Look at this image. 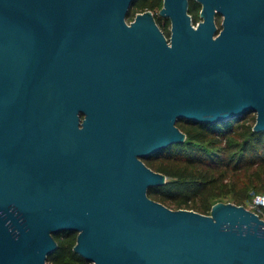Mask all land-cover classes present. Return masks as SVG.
I'll return each mask as SVG.
<instances>
[{"label":"water","instance_id":"water-1","mask_svg":"<svg viewBox=\"0 0 264 264\" xmlns=\"http://www.w3.org/2000/svg\"><path fill=\"white\" fill-rule=\"evenodd\" d=\"M188 1L163 0L167 37L133 0H0V264H47L62 231L92 264H264L255 211L147 193L178 120L264 131V0H195L196 24Z\"/></svg>","mask_w":264,"mask_h":264},{"label":"trees","instance_id":"trees-1","mask_svg":"<svg viewBox=\"0 0 264 264\" xmlns=\"http://www.w3.org/2000/svg\"><path fill=\"white\" fill-rule=\"evenodd\" d=\"M162 2L133 0L128 20L137 12L151 10L169 37L170 22L165 18L161 22L157 13ZM199 9L196 1L189 3L188 13L194 24L200 20ZM246 115L209 124L178 120L176 125L185 133L184 142L142 158L166 176L163 185L148 189V196L173 209L187 208L203 214L223 199L248 208L256 196H263L264 131H254L255 116L249 120ZM254 211L264 219V206L258 205ZM53 237L57 249L47 256V264H92L73 251L76 232L62 231Z\"/></svg>","mask_w":264,"mask_h":264},{"label":"rangeland","instance_id":"rangeland-1","mask_svg":"<svg viewBox=\"0 0 264 264\" xmlns=\"http://www.w3.org/2000/svg\"><path fill=\"white\" fill-rule=\"evenodd\" d=\"M157 13H158V12H157ZM127 19H128V18H127ZM128 21H130V20H128ZM215 21H216V23H217V26L219 27V26H220V23H221V21H222V17H216ZM161 22L164 23V19H163V18H161ZM169 28H170V27H169ZM246 116H247V118H249V120H251V118H253V116H255V114H254V113H249V114H247ZM222 202H230V201H228L227 199H223ZM248 209L254 211V208H252L250 205L248 206Z\"/></svg>","mask_w":264,"mask_h":264},{"label":"built area","instance_id":"built-area-1","mask_svg":"<svg viewBox=\"0 0 264 264\" xmlns=\"http://www.w3.org/2000/svg\"><path fill=\"white\" fill-rule=\"evenodd\" d=\"M261 205L264 206V195L263 196H256L250 206L252 208H256V206Z\"/></svg>","mask_w":264,"mask_h":264},{"label":"flooded vegetation","instance_id":"flooded-vegetation-1","mask_svg":"<svg viewBox=\"0 0 264 264\" xmlns=\"http://www.w3.org/2000/svg\"><path fill=\"white\" fill-rule=\"evenodd\" d=\"M191 1H195V0H189V1H188V6H189V3H190ZM196 2H197V1H196ZM197 3H198V2H197ZM199 5H200V3H199ZM200 9H201V5H200ZM200 9H199V11H200ZM216 17H223V14H222L221 12H219L218 10H216V13H215V19H216ZM215 23H216V21H215ZM216 26H217V23H216ZM217 28H218V29L221 28V23H220V26H219V27L217 26Z\"/></svg>","mask_w":264,"mask_h":264}]
</instances>
